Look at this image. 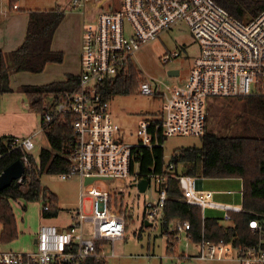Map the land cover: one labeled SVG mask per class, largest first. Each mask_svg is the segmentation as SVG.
I'll return each mask as SVG.
<instances>
[{
    "label": "built area",
    "instance_id": "built-area-1",
    "mask_svg": "<svg viewBox=\"0 0 264 264\" xmlns=\"http://www.w3.org/2000/svg\"><path fill=\"white\" fill-rule=\"evenodd\" d=\"M70 5L81 14L78 82L72 90L45 100L40 130L67 116L72 120L69 167L59 176L79 179L77 213L64 228L42 225L32 251L0 248V264H82L90 259L106 261L115 257L114 244L124 239L132 211V206L125 211L123 192L128 186L137 189L135 185L141 179L148 181L143 193L157 194L144 203L143 223L147 221L153 227L158 220L162 222L169 179H176L180 201L200 209L201 229L196 242L189 220L177 218L166 223V234L175 241L169 256L171 264L231 258L239 264H264V219L248 221L250 233L256 238L253 243L237 244L233 234L229 239H206L207 210L222 212L223 218L216 219L225 225L233 223L232 214L244 211L243 207L214 201L215 193L203 189L210 179L176 173L171 160L165 161L162 173H154L152 167L146 178L137 176L142 149L163 148L164 141L176 135H204L205 99L264 97V9L255 17L240 20L214 0H72ZM180 23L185 24L199 47L187 81L183 86L160 84L142 75L138 94L160 97L162 115L160 123L157 119L141 121L136 142L125 143L102 89L107 82L129 75L130 68L136 67L132 58L143 45ZM177 57L178 52L165 53L160 60L167 64ZM34 148L33 136L13 137L0 146V160L18 150L23 154L26 171L30 166L27 155ZM101 182L111 184L101 187ZM52 207L44 202L43 211ZM183 239L186 242L181 249ZM190 246L195 254L188 250Z\"/></svg>",
    "mask_w": 264,
    "mask_h": 264
},
{
    "label": "rangeland",
    "instance_id": "rangeland-1",
    "mask_svg": "<svg viewBox=\"0 0 264 264\" xmlns=\"http://www.w3.org/2000/svg\"><path fill=\"white\" fill-rule=\"evenodd\" d=\"M72 0H18L21 11L28 13L35 9L51 11L62 9L64 13L71 12L73 20L80 18L79 9L71 10ZM2 7H9L8 0H0ZM104 9L107 6L103 7ZM81 26V25H80ZM70 30L60 28L56 42L63 47L69 41ZM73 55L60 64H51L39 75L16 73L10 79L12 92L0 94V139L10 140L13 137L35 138V148L31 155L36 162L42 148L48 147L47 139L38 124L39 115L29 107L26 97L20 90L21 85H44L49 81H58L63 77L62 68L68 72L77 73L75 49ZM178 52L179 57L163 64L160 58L165 53ZM63 56L65 51H62ZM199 53V47L185 24L175 25L160 35L154 41L143 45L132 58L134 65L150 82L183 86ZM169 71H178L177 76H169ZM67 73V72H66ZM108 109L112 119L120 126V138L125 143L136 142L137 129L141 121L162 115V100L158 96H141L139 94L112 95L109 98ZM206 128L217 136L254 135L264 137L263 108L251 99L207 98L204 102ZM198 137L176 135L167 138L163 143L164 160L169 161L174 152L180 149L200 147ZM129 184V179H126ZM79 179H62L58 174L44 172L40 176V195L37 201L28 202L19 199L12 202L16 218L18 238L9 244H3L1 249H11L16 252L34 250L33 240L42 225H54L64 228L71 224L76 215L79 203ZM110 182L98 183L101 187H109ZM24 189V188H23ZM46 189L57 198L58 215L52 218L43 216V191ZM203 189L214 192V201L242 207V183L238 179L206 180ZM230 191L231 193H226ZM122 200L125 211H130L124 239L114 244L115 257L106 258L105 264H171L167 245V236L162 223L158 220L153 227L142 226L144 203L150 197H156L154 191L139 193L136 188L128 186L123 192ZM206 216L223 218L220 211L207 210ZM90 230V226H86ZM183 239L180 248L184 249ZM195 254L192 246L188 249ZM188 264H239L234 258L223 260H191Z\"/></svg>",
    "mask_w": 264,
    "mask_h": 264
},
{
    "label": "trees",
    "instance_id": "trees-1",
    "mask_svg": "<svg viewBox=\"0 0 264 264\" xmlns=\"http://www.w3.org/2000/svg\"><path fill=\"white\" fill-rule=\"evenodd\" d=\"M18 0H8L10 10H14ZM229 14L243 20L255 17L264 9V0H214ZM28 26L25 39L21 46L11 52L0 50V94L10 93L11 76L15 73L40 74L48 64L63 62V53L53 51L51 43L54 33L64 18V13L59 9L51 11H29ZM142 73L136 67H131L129 75L120 76L107 82L102 94L106 100L112 95L138 94ZM78 82L77 75L68 74L65 81L52 82L44 85H21L20 90L26 97L29 107L39 115L42 125L44 102L50 97H58L61 93L72 90ZM244 99V98H240ZM251 99L263 108L261 116L264 117V97L252 96ZM71 118L55 122L43 131L48 147L42 148L39 161L36 162L32 155H27V167L22 182L13 181L12 184L0 191V244H9L18 238L16 218L12 202L24 199L28 202L37 201L40 195V176L64 173L68 170L67 156L73 145ZM160 123V121H156ZM4 139V138H3ZM0 139V146L6 140ZM163 141V137H160ZM200 147L180 149L174 152L170 160L174 163L176 173L200 176L210 180L238 179L242 182L243 212L232 214L233 223L225 225L216 218L209 217L205 220L206 239L214 241L220 237L229 239L233 234L236 243H253V237L248 228V221L252 218L264 219V137L254 135L243 136H217L205 130L200 137ZM137 176L146 178L149 173H162L165 170L163 148H153L151 151L142 149ZM23 154L18 150L12 151L0 160V173L16 160H22ZM176 179L167 182V200L163 209L162 227L166 233V223L180 218L189 220L192 226L193 241H198L201 229V212L197 207H190L179 200L180 193L176 186ZM24 188V189H23ZM44 202L51 203L54 207L50 211H43L45 218L58 215L57 198L46 189L43 191ZM144 227V223L142 222ZM151 227V226H150ZM167 245L169 256L173 253L175 241L169 234ZM104 260H86L82 264H105Z\"/></svg>",
    "mask_w": 264,
    "mask_h": 264
},
{
    "label": "crops",
    "instance_id": "crops-1",
    "mask_svg": "<svg viewBox=\"0 0 264 264\" xmlns=\"http://www.w3.org/2000/svg\"><path fill=\"white\" fill-rule=\"evenodd\" d=\"M35 10H38V9H35ZM71 10H74V9L71 8ZM59 11H62V9H59ZM71 15H72L71 12L64 13V18L54 33L53 40L51 43V49L57 52L65 51V55L63 56V58L65 57V59L73 55L72 51L73 49H75L74 57L76 59L77 70H78V59H79V52H80V36H81V26H80L81 21H80V18L77 20H73ZM28 19H29V14L21 11L20 4H18L17 8L14 9L13 11L10 10V8L2 7L0 5V50L4 52H11V51L18 49L21 46L26 36ZM60 28L61 29L65 28V29L70 30V34L68 37L69 41L63 47L59 46L58 43L56 42V35ZM49 65L51 64H48L45 67V70L47 69ZM62 72H63V77L59 79L58 81H65L66 76L68 74H72L76 76L78 73V72L77 73L68 72L67 68H62ZM32 75H39V74H32ZM58 81H53V82H58ZM49 83H52V81H49ZM49 83H46V84H49ZM160 117L161 116L152 117L151 119L158 120L160 119ZM38 124L40 125V120H38Z\"/></svg>",
    "mask_w": 264,
    "mask_h": 264
},
{
    "label": "water",
    "instance_id": "water-1",
    "mask_svg": "<svg viewBox=\"0 0 264 264\" xmlns=\"http://www.w3.org/2000/svg\"><path fill=\"white\" fill-rule=\"evenodd\" d=\"M179 74L178 71H169V76H177ZM25 174V167L21 160H16L10 165H8L4 170L0 173V191L8 188L13 181L19 180ZM92 179H86V182L91 181ZM148 181L146 179H141L135 186L139 190V192L143 193L147 187ZM145 227H150L151 224H148L147 221H144Z\"/></svg>",
    "mask_w": 264,
    "mask_h": 264
}]
</instances>
